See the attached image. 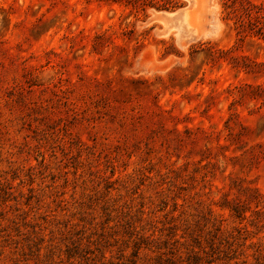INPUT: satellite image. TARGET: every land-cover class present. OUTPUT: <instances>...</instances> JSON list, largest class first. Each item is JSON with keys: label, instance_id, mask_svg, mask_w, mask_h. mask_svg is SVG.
I'll return each instance as SVG.
<instances>
[{"label": "rangeland", "instance_id": "374dc122", "mask_svg": "<svg viewBox=\"0 0 264 264\" xmlns=\"http://www.w3.org/2000/svg\"><path fill=\"white\" fill-rule=\"evenodd\" d=\"M230 1L0 0V264H264V0Z\"/></svg>", "mask_w": 264, "mask_h": 264}, {"label": "water", "instance_id": "95a60500", "mask_svg": "<svg viewBox=\"0 0 264 264\" xmlns=\"http://www.w3.org/2000/svg\"><path fill=\"white\" fill-rule=\"evenodd\" d=\"M191 2V4L193 3L194 0H189ZM187 9H188V6L187 7H183L181 9H178L176 11H172V12H163L162 14L159 15V17L163 20L166 21V24H167V27L163 30L165 32H168L170 29L174 28L173 25H172V20L170 19L169 17V14H174L175 15H178L180 13H183L184 12H187Z\"/></svg>", "mask_w": 264, "mask_h": 264}, {"label": "bare ground", "instance_id": "6f19581e", "mask_svg": "<svg viewBox=\"0 0 264 264\" xmlns=\"http://www.w3.org/2000/svg\"><path fill=\"white\" fill-rule=\"evenodd\" d=\"M185 13H186V12L183 11V13H180V14L175 15V16H174V14H169V17H170V19L172 20L171 22L173 23V22L176 21V23H179V24L181 25V23H180V22H181V17H182ZM184 34L187 35V38L185 39V41H188V40H190L191 38L194 37L193 33H192L189 29H187L186 31H184Z\"/></svg>", "mask_w": 264, "mask_h": 264}, {"label": "trees", "instance_id": "16d2710c", "mask_svg": "<svg viewBox=\"0 0 264 264\" xmlns=\"http://www.w3.org/2000/svg\"><path fill=\"white\" fill-rule=\"evenodd\" d=\"M230 2H232L231 5H232V7H234V10H235V12H236V15L238 14V11L241 9L240 5H241L242 8L244 9V13H243V15H244L245 13H247V14L252 13V12H251L252 10H249V9L246 8V6H243L242 2H238V0H231ZM246 2H247V1H246ZM238 3H240V5H239ZM249 7H250V6H249ZM242 17H243L242 15L239 16V18H240L239 21H241V22L243 21V18H242ZM241 25H243V24H241Z\"/></svg>", "mask_w": 264, "mask_h": 264}]
</instances>
